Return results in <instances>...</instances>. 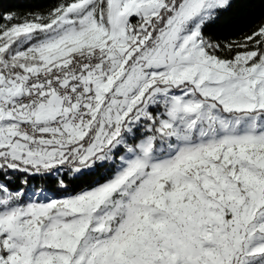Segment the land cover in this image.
I'll use <instances>...</instances> for the list:
<instances>
[{"label": "snow or ice", "instance_id": "6c2138e0", "mask_svg": "<svg viewBox=\"0 0 264 264\" xmlns=\"http://www.w3.org/2000/svg\"><path fill=\"white\" fill-rule=\"evenodd\" d=\"M0 264H264V0H0Z\"/></svg>", "mask_w": 264, "mask_h": 264}, {"label": "trees", "instance_id": "16d2710c", "mask_svg": "<svg viewBox=\"0 0 264 264\" xmlns=\"http://www.w3.org/2000/svg\"><path fill=\"white\" fill-rule=\"evenodd\" d=\"M6 2H7V0H6Z\"/></svg>", "mask_w": 264, "mask_h": 264}]
</instances>
